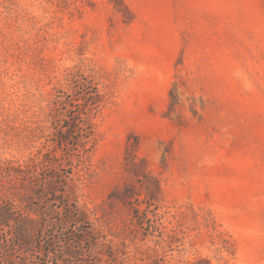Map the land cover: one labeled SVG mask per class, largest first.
Wrapping results in <instances>:
<instances>
[{
  "label": "rangeland",
  "instance_id": "374dc122",
  "mask_svg": "<svg viewBox=\"0 0 264 264\" xmlns=\"http://www.w3.org/2000/svg\"><path fill=\"white\" fill-rule=\"evenodd\" d=\"M0 212V264H264V0H0Z\"/></svg>",
  "mask_w": 264,
  "mask_h": 264
},
{
  "label": "trees",
  "instance_id": "16d2710c",
  "mask_svg": "<svg viewBox=\"0 0 264 264\" xmlns=\"http://www.w3.org/2000/svg\"><path fill=\"white\" fill-rule=\"evenodd\" d=\"M10 219H9V216L5 213V212H0V225H3L5 224L6 222H8ZM27 249V247H26ZM29 250V249H28ZM11 264H16L14 262H12ZM22 264H27L26 261H22Z\"/></svg>",
  "mask_w": 264,
  "mask_h": 264
}]
</instances>
